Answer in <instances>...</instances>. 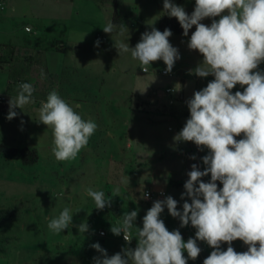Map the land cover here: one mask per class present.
Masks as SVG:
<instances>
[{
    "label": "rangeland",
    "instance_id": "rangeland-1",
    "mask_svg": "<svg viewBox=\"0 0 264 264\" xmlns=\"http://www.w3.org/2000/svg\"><path fill=\"white\" fill-rule=\"evenodd\" d=\"M144 1L148 4L151 0ZM172 3L180 6L179 1ZM134 4L133 0H10L8 14L0 18V57L10 58V64L0 70V92L6 96L0 104V264H94L93 258L101 255L91 247L94 243L109 257L132 247L135 228L131 242L123 241L122 234L113 235L110 228L130 212L133 203L137 218L143 220L152 207L143 198V191L157 189L144 186L130 191L131 185L123 183L124 166L131 156L142 165L147 146L152 150L157 147L153 131L172 127L167 122L175 125L176 121L164 101L134 99V92H147L145 87H151L166 95L167 86H178L180 72L189 75L188 69L176 70L173 77L163 75L166 65L162 60L153 62L145 73L130 52L119 54L115 43L134 48L145 31L153 27L161 31L160 20L155 25L153 16H138ZM191 4L185 9L189 15L194 11ZM213 19L205 18L201 23L210 26ZM110 21L117 27L113 33H105L102 28ZM120 25L126 27L123 32ZM191 31L195 26L184 36L186 44ZM169 41L179 49L174 36ZM186 44L182 45L184 52H179L180 59L197 66L202 54ZM174 68L177 64L172 71ZM41 70L46 78H41ZM194 76L191 79L199 83L197 91L214 79L212 75L197 76L195 81ZM14 80L34 86L35 102L16 108L17 116L9 120V100L18 93V87L11 85ZM53 90L84 120L97 125L74 160H56L52 129L39 122L41 101ZM243 90L237 84L231 92ZM180 125L176 122V128ZM9 148L36 150L38 161L25 165L7 152ZM154 153L157 159L164 155ZM89 187L103 191L111 200L110 206L96 209L87 195ZM65 206L74 213L73 226L54 234L48 222ZM177 209L182 212L178 205ZM165 215L171 216L167 208L160 216L164 223ZM82 222L89 225L84 234L76 227ZM233 246L236 250V244Z\"/></svg>",
    "mask_w": 264,
    "mask_h": 264
},
{
    "label": "clouds",
    "instance_id": "clouds-1",
    "mask_svg": "<svg viewBox=\"0 0 264 264\" xmlns=\"http://www.w3.org/2000/svg\"><path fill=\"white\" fill-rule=\"evenodd\" d=\"M163 9L178 20L184 36L195 26L187 46L202 54L203 60L190 72L201 78L214 76L186 101L190 118L174 136L176 142H193L201 150L207 148L209 154L202 157L206 167L201 171L198 165H191L181 195V199L187 196L191 202L185 200L182 212L177 209V200L167 196L154 201L143 217L142 228L134 225L136 210L120 217L117 224H112L111 233L123 234L124 240L131 242L135 228L137 246L109 257L99 243H94L91 247L101 254L93 258L94 264H187L201 252L197 240L213 249L203 264H264V71L259 70L264 63V0H195L190 15L172 0H163ZM215 17L219 19H213L210 26L201 23ZM116 27L110 21L102 30L113 33ZM119 27L121 32L126 28ZM171 35L170 29L161 32L153 27L142 33L134 48L124 42L115 43V47L119 54L130 52L145 73L159 60L170 73L180 58L169 41ZM40 75L46 78L43 70ZM237 84L244 90L232 94ZM34 92L31 83L19 84L17 95L9 100L7 119L17 116L16 108L34 103ZM39 122L52 129V153L58 161L76 159L97 128L55 90L41 101ZM241 134L243 138L237 140ZM209 174L210 181L204 182L202 177ZM217 181L222 187L218 188ZM86 191L96 209L110 206L111 200L103 191L91 187ZM147 197L148 193H143V198ZM165 208L172 217L179 218L181 227L191 223L196 229L195 238L185 242L178 229L169 231L160 218ZM73 215L72 209L65 206L48 222V229L62 233L73 226ZM76 227L82 234L89 230L86 222ZM236 240L248 250L237 252L232 247ZM222 244L228 245L226 250H222Z\"/></svg>",
    "mask_w": 264,
    "mask_h": 264
},
{
    "label": "crops",
    "instance_id": "crops-1",
    "mask_svg": "<svg viewBox=\"0 0 264 264\" xmlns=\"http://www.w3.org/2000/svg\"><path fill=\"white\" fill-rule=\"evenodd\" d=\"M3 2V7H0V18L6 16L8 14L7 9L9 8V2L10 0H1ZM134 1V13L140 16H153L155 22V25H158V20H160L161 15L163 14V0H147L150 3L146 4L144 0H133ZM175 1V0H172ZM179 1L180 6L184 8V10L188 7L189 3H192L190 6H193L195 8V0H176ZM6 3V4H5ZM138 7H137V5ZM147 5V6H146ZM128 6V4L126 5ZM133 6V5H132ZM131 6V8H132ZM1 9H3L1 11ZM138 15V16H139ZM217 20L219 17H215ZM35 31L36 28L32 27ZM193 30V28H192ZM192 32V31H191ZM171 36H174L176 39L175 46H179L178 52H184L182 45L186 44L185 40H187L186 37L182 33L180 34H172ZM187 45V44H186ZM180 54V53H179ZM175 64H177V68H174V71L180 72L183 70L189 71V75H184V73H179L177 76V83L178 86L177 90L179 92V101L175 104H168V100H166L167 96L159 94V92L155 89H151V87H145V90L147 92H144L141 89H135V97L134 99L139 98H146V99H153L157 100L160 99V101H164L167 105V108L169 109V113L173 114L174 117H176L175 125L172 121L167 122L169 126L174 127L172 130L169 129V127L166 128H159V130L153 131V135L156 137L155 141L157 142V147H155L154 150H152V146L149 148L147 146V151L145 152V161H143L142 165H140L139 162H135L134 158H131L127 160V164L125 167V173L123 177V183L124 185L129 184L131 185L130 191H137L139 188L144 186H152L156 187L157 190L162 192L164 194V199L167 196H171L175 200H177V205L181 210H183V203L185 200H187L189 203L191 200L185 196L184 199H181L182 193L185 192L184 184L188 179L187 173L191 171V165L196 164L200 168L201 171L204 170L206 165L203 164L202 157L209 154V150L207 148H203L201 150L198 148L193 142H176L174 141V136L182 130L184 127L186 121L188 118H190V112L187 107L186 101L191 99L194 95V93L198 90V84L194 82L193 74L190 72V70H193L192 68H196L197 66H193V63L190 62H183L182 59H178ZM189 66H193L190 67ZM259 70L264 71V63H261L259 65ZM144 72V71H143ZM185 72V71H184ZM160 73V72H159ZM195 75V74H194ZM192 78V79H191ZM195 81H197V76H194ZM18 81V80H14ZM13 81V82H14ZM9 82V77L7 81V86ZM6 86V88H7ZM14 86V85H12ZM16 87V86H14ZM169 87V86H167ZM166 87V88H167ZM165 88V89H166ZM4 95V93L0 92ZM1 104V103H0ZM176 122L181 124L179 126V129L176 128ZM163 124V123H162ZM169 133V134H167ZM170 135L168 138H164L162 135ZM243 134L236 137L237 140L242 139ZM155 151H160L162 154V158H156ZM131 155V154H130ZM192 156H195L196 159H191ZM138 163V165H137ZM140 165V166H139ZM134 166L137 168L134 169ZM211 179L210 174L208 176L202 177V180L204 182H209ZM218 188L222 187V184H220L219 181H217ZM134 204V203H133ZM132 204V206H133ZM131 206L130 212L133 211V207ZM166 216V227L169 231L173 230H179L181 232V235L186 242L189 238H195V232L196 229L191 226V223H189L187 226L181 227L179 218H174L169 215ZM136 227L142 228L143 227V220L136 218L134 221ZM133 232V231H132ZM133 237V233H132ZM133 239V238H132ZM134 244H137L136 238L134 239V242L132 244V249L134 247ZM198 246L201 248V252L197 259L192 260L188 259L187 264H203V261L210 255L211 251L213 250L211 247L207 245L206 242L197 240ZM236 244V251L241 252L242 250H248V246L245 245L242 241L236 240L232 242L233 245ZM228 247L227 244H222L221 248L222 250H226ZM244 252V251H242ZM184 256L187 258V252L184 253Z\"/></svg>",
    "mask_w": 264,
    "mask_h": 264
},
{
    "label": "trees",
    "instance_id": "trees-1",
    "mask_svg": "<svg viewBox=\"0 0 264 264\" xmlns=\"http://www.w3.org/2000/svg\"><path fill=\"white\" fill-rule=\"evenodd\" d=\"M117 13L115 12V16ZM159 28L163 32L166 28L170 29L174 34H180L183 32L181 25L175 17H170L166 13L162 14L160 17ZM10 58L1 56L0 57V65H9ZM17 82V81H14ZM12 81L11 85H14ZM10 86V84H9ZM11 156L18 157L22 159L23 164L25 165H33L38 161V153L36 150L29 149H19V148H9L7 151Z\"/></svg>",
    "mask_w": 264,
    "mask_h": 264
},
{
    "label": "built area",
    "instance_id": "built-area-1",
    "mask_svg": "<svg viewBox=\"0 0 264 264\" xmlns=\"http://www.w3.org/2000/svg\"><path fill=\"white\" fill-rule=\"evenodd\" d=\"M0 6L3 7V2L0 0ZM26 30L27 31H31V29L29 27H26ZM100 40H103V38H99ZM166 68H163L161 70V73L165 76H169V77H173L176 75V72L175 71H171L170 73H167L165 71ZM21 83H25L23 82L22 80H18L17 82H14V86L18 87L19 84ZM165 94L168 98V104H175L179 101V92L177 90V88L173 87V86H169L165 89ZM6 101V96L2 95L0 93V103H4ZM170 130L173 129V127H169ZM148 193V197L147 198H144L145 201L150 204V205H153L154 201H157V200H164V194L162 192H160L159 190H154L152 188H147L143 191V193ZM101 235H105V231H101L100 232ZM122 240H124L123 238V234H122ZM126 242V241H125Z\"/></svg>",
    "mask_w": 264,
    "mask_h": 264
},
{
    "label": "water",
    "instance_id": "water-1",
    "mask_svg": "<svg viewBox=\"0 0 264 264\" xmlns=\"http://www.w3.org/2000/svg\"><path fill=\"white\" fill-rule=\"evenodd\" d=\"M3 69H5V67H4V66H2V65H0V70H3Z\"/></svg>",
    "mask_w": 264,
    "mask_h": 264
}]
</instances>
